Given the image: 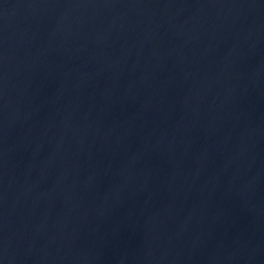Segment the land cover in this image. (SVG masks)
Returning <instances> with one entry per match:
<instances>
[{
    "label": "water",
    "instance_id": "obj_1",
    "mask_svg": "<svg viewBox=\"0 0 264 264\" xmlns=\"http://www.w3.org/2000/svg\"><path fill=\"white\" fill-rule=\"evenodd\" d=\"M0 264H264V0H0Z\"/></svg>",
    "mask_w": 264,
    "mask_h": 264
}]
</instances>
